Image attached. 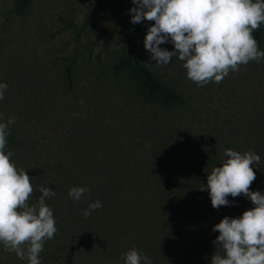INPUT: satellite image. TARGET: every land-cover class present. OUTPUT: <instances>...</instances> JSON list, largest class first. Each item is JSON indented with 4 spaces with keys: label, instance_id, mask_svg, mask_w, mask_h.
I'll list each match as a JSON object with an SVG mask.
<instances>
[{
    "label": "rangeland",
    "instance_id": "rangeland-1",
    "mask_svg": "<svg viewBox=\"0 0 264 264\" xmlns=\"http://www.w3.org/2000/svg\"><path fill=\"white\" fill-rule=\"evenodd\" d=\"M17 1L0 0V82L8 85L0 100V122L16 118L9 125L14 142L6 150L14 152L16 166L31 177L36 190L30 205L41 195V185L56 193L45 202L53 210L58 232L45 242L42 264H95V258L87 257L81 247L74 212L70 218L63 213L72 202L66 189L71 175L65 171L88 159L90 163L96 140L105 142L104 148L117 146L123 167L113 179L135 182L143 204H131L130 199L111 210L114 219L132 223L125 230L102 229L113 220L110 215L87 217L93 230L88 238L91 255L100 264H122L123 253L132 248L140 252L152 235L156 246L140 253L164 264H197V258L188 255L195 250L203 264H211L218 248L213 241L206 245L203 234L212 232L217 237L213 228L223 218L215 217L206 232L193 230L199 215L189 206L198 197L195 205L201 211L214 209L198 184L207 180L214 167L222 166L224 142L226 149L238 151L242 146L234 134L261 131L255 122L264 119V63L251 61L221 83L203 87L187 79L178 58L153 66L183 100L165 110L142 100L129 70L114 72L119 59H128L133 66L151 60L143 42L153 23H131L130 9L136 7L131 0H30L22 13L15 8ZM160 47L174 50L171 42ZM66 63L74 79L71 89L64 77ZM259 178L257 191L264 194V176ZM173 181L184 185L175 190L170 187ZM237 212L229 217L239 218ZM185 226L193 230L191 238L187 230L179 229ZM132 235L137 239L131 245ZM118 238H125L127 245L118 247L122 243ZM172 239L183 242V249L167 251ZM0 264L28 261L4 251L0 244Z\"/></svg>",
    "mask_w": 264,
    "mask_h": 264
},
{
    "label": "clouds",
    "instance_id": "clouds-1",
    "mask_svg": "<svg viewBox=\"0 0 264 264\" xmlns=\"http://www.w3.org/2000/svg\"><path fill=\"white\" fill-rule=\"evenodd\" d=\"M136 5L131 23L154 22L144 38V48L151 53L147 67L167 65L178 58L186 69L187 79L203 87L221 83L230 72L242 65L264 60L254 32L264 25V0H131ZM171 42L173 51L160 45ZM155 61V64L151 63ZM8 85L0 82V100ZM3 114L0 113V120ZM16 118L0 122V244L4 251L14 252L28 264H42L40 253L46 241L58 232L53 210L46 199L55 191L39 186L37 202L30 205L35 188L25 169L18 168L6 150L9 125ZM222 166L214 167L207 176L206 188L214 209L229 206L228 197L245 196L254 207L239 218L225 216L213 228L219 233L213 243L218 250L211 264H264V194L251 191L256 180L252 165L260 164V156L249 150L243 153L225 149ZM205 186L200 187L204 190ZM90 191L86 186L70 188L73 202ZM102 208L100 201L82 211L87 218ZM27 250L25 251V246ZM122 264H152L151 259L135 248L123 253Z\"/></svg>",
    "mask_w": 264,
    "mask_h": 264
},
{
    "label": "trees",
    "instance_id": "trees-1",
    "mask_svg": "<svg viewBox=\"0 0 264 264\" xmlns=\"http://www.w3.org/2000/svg\"><path fill=\"white\" fill-rule=\"evenodd\" d=\"M29 2L30 0H18L16 2L15 8L18 12H24L29 8ZM146 21V20H145ZM149 23H154L147 21ZM255 39L258 41L259 48L261 51H264V25H261L258 31L254 32ZM144 61L143 63L133 66L131 62L128 59H119L114 64V72H124V71H130L129 77L132 80V83L134 84L137 94L142 98L144 102H151L154 104H157L161 108L165 110H170L171 108L183 104V100L181 96L176 92L171 86H169L167 83L163 82L161 77L152 69V67H147ZM261 62L264 63V60ZM64 77L66 79V85L70 89L73 88V82L74 79L72 77V71L70 70V67L68 64H65L64 69ZM255 125L259 127V129L262 131H256L255 133L245 136L241 133L234 134V140L236 139L242 146L239 152L243 153L245 151H253L256 154L260 156V164H253V170L256 173V180L252 183L250 190L251 191H257V181L260 180L259 176H264V119H258L255 122ZM98 126V123H97ZM98 131V128L96 129ZM98 134V133H97ZM8 144H12L14 142V138L9 135L7 137ZM105 142L101 141L100 143L96 140L94 145V153L92 154V160L89 163L86 160V164H77L74 167H70L65 172L66 174H70L71 177V183L66 184V189L69 191L70 188L74 186H86L90 189L88 193L85 194V196L77 201V202H71V205L68 206L66 211L63 213V216L65 218H70L69 215L72 214V211L74 212V225L76 229L78 230L79 234L83 238V243L81 245L82 249L86 251V256L92 258H95V264H100V261L98 258L91 255L90 250V243H89V236L92 235L93 230L91 228V225L86 222V218L81 214L82 211L86 208H88L89 204L100 201L102 203V208L95 210L91 213L92 216L96 218L103 217L106 219L109 215L112 217L113 220H111L108 223H105L102 229L104 227H107V229L110 231L112 230H119L123 229L125 230L126 227H129L132 225L130 221L120 220V219H114L113 213L111 210L119 208L121 205H123V202L125 200L130 201V203H137L141 204L143 201V197L139 195L138 191V185H136L135 182L127 183L123 180H116L113 179V176L119 173V169L123 167V165L120 164L121 158H119V152L116 147H112L108 144L107 148H104L106 144ZM231 143V142H230ZM249 143V146L247 144ZM225 149L228 147L227 142H224ZM237 151V150H235ZM199 173H202L201 168H198L197 170ZM184 184L181 182L173 181L170 184V187L173 189H179L182 188ZM194 186L193 183L189 184V186ZM205 186L204 190H200V187ZM207 180H204L200 182L197 186V189L201 191V194L209 195V192L206 188ZM180 190V189H179ZM145 191V190H144ZM144 195V193L142 194ZM195 195V196H199ZM132 196V198H131ZM110 202H108V201ZM198 200V201H197ZM229 200V206H221L218 209V212H216L215 209L205 207L203 211H201L195 204L200 201V198H196L193 200V204L189 207H191L192 212H196L199 215V219L193 222V230H204L206 232L207 230H210L209 223H212L211 221L214 220L217 216H222L224 218L225 216H230L231 212H237L239 213L240 210H249L250 208L254 207V205L251 203L250 199L241 195L238 197H228ZM197 201V202H196ZM143 204V203H142ZM114 211V210H113ZM118 211L121 212V209H118ZM152 212H156V209H151ZM201 214V215H200ZM124 215V214H122ZM242 213H239V216H241ZM215 224V223H214ZM128 225V226H127ZM206 228V229H205ZM179 229H185L188 231V238L192 234L188 226H185V228L180 227ZM200 230V231H201ZM193 236V235H192ZM152 237V235H151ZM149 235V241L144 242L141 245L140 252L144 251L145 247H154L156 244H154V241L151 240ZM187 238V240H188ZM191 238V237H190ZM203 238L205 239L206 245L210 244L212 241H215L216 235H214L212 232L204 233ZM136 237L133 235L130 239V244L132 245L131 241H136ZM175 240V239H174ZM194 240V236L193 239ZM118 242L120 245L118 247H123L127 245L125 238H118ZM193 242V241H192ZM137 245H134L136 247ZM183 247V242L179 241H173V239L170 241L169 246L165 249L167 251L171 252L174 251L175 253L180 251ZM192 259L195 260L197 258V264H203L202 260L198 259V256L196 255L195 250L193 252H190L188 254ZM194 255L196 257H194ZM201 258L203 256H200ZM149 258L152 261V264H164L163 261L160 262L158 259H154L152 255L149 256ZM122 263V262H121Z\"/></svg>",
    "mask_w": 264,
    "mask_h": 264
}]
</instances>
